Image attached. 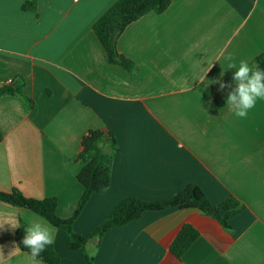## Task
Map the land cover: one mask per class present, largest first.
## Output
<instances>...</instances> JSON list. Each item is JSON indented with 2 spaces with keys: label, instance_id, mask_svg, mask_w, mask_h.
Returning a JSON list of instances; mask_svg holds the SVG:
<instances>
[{
  "label": "crops",
  "instance_id": "obj_1",
  "mask_svg": "<svg viewBox=\"0 0 264 264\" xmlns=\"http://www.w3.org/2000/svg\"><path fill=\"white\" fill-rule=\"evenodd\" d=\"M117 1L40 0L34 12L0 0V88L22 77L26 96L0 97V191L56 197L57 215L71 217L84 192L81 141L99 129L118 142L112 183L91 197L77 232H93L127 197L163 200L189 184L214 204L234 196L245 208L230 229L197 210L145 212L89 244L95 264H264V101L238 119L226 106L231 89L216 83L235 86L225 57L238 65L264 53V0H172L130 24L117 46L135 77L108 63L93 30ZM36 221L54 233L61 264H87L66 231L2 201L0 264H46L8 225ZM186 224L200 235L178 259L169 248Z\"/></svg>",
  "mask_w": 264,
  "mask_h": 264
},
{
  "label": "trees",
  "instance_id": "obj_2",
  "mask_svg": "<svg viewBox=\"0 0 264 264\" xmlns=\"http://www.w3.org/2000/svg\"><path fill=\"white\" fill-rule=\"evenodd\" d=\"M39 2L40 0H25L23 9L37 12ZM171 4L172 0H118L93 26L108 63L122 67L135 77L138 66L135 61L118 50V38L130 24L149 13L163 14ZM251 63L264 68V53L257 55ZM24 85L25 80L22 77L14 82L11 81L8 85L0 88V97L11 95L25 100ZM29 101L34 104L32 100ZM3 138V133L0 130V143ZM106 144L110 151H105ZM117 151L118 142L111 133L106 134L102 130L92 129L82 138L81 152L77 161L81 162L83 167L77 175V179L84 187V192L76 210L69 218H60L57 215L58 199L56 197L30 198L18 188H14L10 192L0 191V201L31 210L45 218L54 227L66 231L70 237L71 248L84 251L87 264H95V253L89 249V244L92 241L100 242L108 231L139 220L145 212L164 211L172 208L197 210L214 219L224 229H230V220L245 208L244 204L234 196H229L221 203L214 204L199 185L189 184L179 193L163 200L152 201L127 197L106 215L103 223L97 229L86 235L79 233L74 229V223L84 211L91 197L94 194L103 193L111 186L114 154ZM25 227L27 225L21 222L16 239L20 249L29 253L22 243ZM199 235V231L193 225H184L171 244L170 252L176 258L181 259ZM37 259L46 264H61L62 262V257L56 251L54 244L49 246Z\"/></svg>",
  "mask_w": 264,
  "mask_h": 264
},
{
  "label": "clouds",
  "instance_id": "obj_3",
  "mask_svg": "<svg viewBox=\"0 0 264 264\" xmlns=\"http://www.w3.org/2000/svg\"><path fill=\"white\" fill-rule=\"evenodd\" d=\"M225 59L229 61L227 69L235 70L232 76L235 86L232 87V85L219 80L216 83L219 84L221 90L231 89L226 97V106L236 118L245 119L256 108L258 102L264 101V68L247 60H240L237 65L231 55ZM202 79H204V75ZM184 90H187L186 85ZM4 225L0 224V228H3ZM8 225L13 229L20 227L19 224ZM22 243L28 249L31 259L35 261L49 246L55 243V235L45 223L36 221L25 227ZM16 250L18 247L13 251ZM0 256H3L2 252H0Z\"/></svg>",
  "mask_w": 264,
  "mask_h": 264
}]
</instances>
